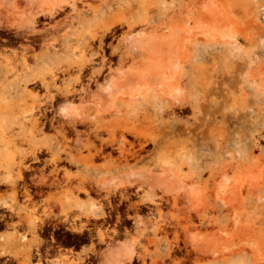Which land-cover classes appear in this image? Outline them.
Returning <instances> with one entry per match:
<instances>
[{"label":"rangeland","instance_id":"rangeland-1","mask_svg":"<svg viewBox=\"0 0 264 264\" xmlns=\"http://www.w3.org/2000/svg\"><path fill=\"white\" fill-rule=\"evenodd\" d=\"M39 158L41 195L14 194ZM6 176L0 237L27 240L1 260L63 226L101 264H264V0H0Z\"/></svg>","mask_w":264,"mask_h":264},{"label":"flooded vegetation","instance_id":"flooded-vegetation-1","mask_svg":"<svg viewBox=\"0 0 264 264\" xmlns=\"http://www.w3.org/2000/svg\"><path fill=\"white\" fill-rule=\"evenodd\" d=\"M45 158H39L37 161L32 160V163H39V165H27V168L24 169L23 175L24 179L27 185V188L29 190V197L35 198L36 196L41 195V193H35L34 192V186L35 184L33 181L30 183H27L26 180H30L33 176V174H36L37 171H40L41 169H44L46 171V174H48L49 171L52 170V166L50 163H45ZM65 168L63 165H56L55 169H63ZM28 173V174H27ZM49 184V183H46ZM51 184V183H50ZM21 187V185H20ZM22 188V187H21ZM21 190V189H20ZM23 191V188L22 190ZM48 191V190H47ZM45 193V192H43ZM23 195V194H19ZM26 196V195H25ZM28 198V197H27ZM35 200H37L35 198ZM12 214L13 212H9L7 214ZM117 215H113L112 217L109 215L110 220H112V224L115 225V222H119V219H117ZM126 218L122 217L121 220H124ZM8 223L15 222L13 220H9V218L6 219ZM4 224H1L0 229H2ZM5 228V226H4ZM40 231L44 232L45 235L40 237V241L31 243L30 245V257L26 262L28 264H54V262L61 257V255L67 254L68 256V263L69 264H101V262L98 260L99 257L96 255L93 256V253L90 252L86 255H84L83 248H90L91 246H95L98 244V241H82L80 239H67V235L69 234V231L67 227H53L50 230L41 229ZM68 252V253H67ZM9 255V254H5ZM11 256V255H10ZM2 257V256H1ZM0 257V264H19L17 257L11 256L10 258H6L4 260H1ZM140 258L137 257L135 254L130 258V260H125V264H139Z\"/></svg>","mask_w":264,"mask_h":264},{"label":"bare ground","instance_id":"bare-ground-1","mask_svg":"<svg viewBox=\"0 0 264 264\" xmlns=\"http://www.w3.org/2000/svg\"><path fill=\"white\" fill-rule=\"evenodd\" d=\"M198 25L196 24V27H197ZM201 26V25H200ZM202 27V26H201ZM200 27V28H201ZM167 38V37H166ZM150 40V39H149ZM149 40H147V41H149ZM146 41V42H147ZM142 43V45H140L141 47H142V49L144 50V49H146V52H147V50L150 52V50H149V43H150V41L148 42V43ZM149 45V46H148ZM151 46H152V44H151ZM158 47V46H157ZM154 49V48H153ZM152 49V50H153ZM145 51V50H144ZM154 51V50H153ZM156 52V51H155ZM152 54H154V53H151V55ZM157 54V53H156ZM150 55V56H151ZM148 56H149V54H148ZM152 56H155V55H152ZM158 57V56H157ZM161 58V57H160ZM155 59V58H154ZM153 59V60H154ZM161 61V60H160ZM146 63V62H145ZM156 63H155V61H154V65H155ZM163 65V64H162ZM145 68V67H144ZM147 68H145V69H142L141 71H139V72H136V73H133V74H131L132 76L130 77V78H128V79H126V81H125V83H127L128 84V86H127V88L130 90V91H135V90H137L138 88H139V84H141L142 82H146L145 84H149V83H153V82H158V83H161V82H163V74L164 73H162L161 71L162 70H160L161 68H158L157 67V65L155 66V67H150V69H149V71L150 72H148V70H146ZM151 70H152V72H151ZM150 73V74H149ZM121 78H123V77H121ZM125 79V78H124ZM118 83V82H117ZM121 83V82H120ZM126 84V85H127ZM111 85V84H110ZM116 85V84H115ZM124 86V85H123ZM147 86H149V85H147ZM110 89H111V87H110ZM114 91V90H113ZM111 93H112V91H110ZM115 92V91H114ZM136 92V91H135ZM135 92H133V93H135ZM132 93V94H133ZM110 97V96H109ZM65 112H66V110H65ZM68 112V111H67ZM78 113V112H77ZM76 113V114H77ZM67 115H68V113H66ZM75 114V113H74ZM72 116V115H71ZM68 117H70V116H68ZM71 118H73V117H71ZM74 120V119H73ZM78 120V119H77ZM143 141H147V139L146 138H144L143 139ZM142 141V142H143ZM142 142L139 140V145L141 146L142 145ZM125 144V142L124 141H122V143H121V145H119L118 146V149H119V151H120V158H123L125 161H127V157L128 156H131V155H133L134 153H135V151L134 152H132L130 149H128L127 147L125 148V147H123V145ZM127 144V143H126ZM128 146V145H127ZM118 159V158H117ZM23 173V172H22ZM7 177L8 176H6V177H2V178H0V185H3V184H9L10 182H11V179L10 178H8L7 179ZM139 177V176H138ZM141 177V176H140ZM22 178H24L23 177V175H22ZM24 182H25V179L23 180ZM23 182V183H24ZM139 182V181H138ZM50 183V182H49ZM45 185V184H44ZM52 185V184H51ZM36 186V189H39V190H41L42 189V185H40V183H39V185H35ZM47 186V185H46ZM130 186V185H129ZM23 188V191H21L22 190V188ZM21 187H19L21 190H18L17 191V188H16V186L15 185H13V184H11V189L13 190L12 192L15 194V193H17V192H19L20 194H23V195H27L28 194V189L26 188L27 187V185L26 184H22L21 185ZM44 188H45V186H43ZM144 187V186H143ZM7 188V187H6ZM8 189V188H7ZM100 189H102V190H104L107 194H111V193H114V189H113V187L111 186V185H107V186H100ZM98 190H99V186H98ZM101 193V192H100ZM22 197V196H21ZM5 205V207H7L6 206V204L5 203H2V205ZM2 207H4V206H2ZM3 213V212H2ZM88 214H85V217H86V219H87V221H88V219L89 218H95V215H96V212L93 210V211H89V212H87ZM104 213L102 212L101 213V215H103ZM6 216V215H5ZM9 217V216H8ZM37 221V220H36ZM8 223V222H7ZM46 223V222H45ZM93 224V223H92ZM21 225V224H20ZM100 225V224H99ZM82 226H84V224L82 225ZM70 228V227H69ZM86 228V227H85ZM86 230V229H85ZM88 230V229H87ZM12 231V230H11ZM101 235H103L102 234V231H101ZM100 237H103V236H100ZM27 240V237H26V235H25V233H22V234H20V235H16L15 233H13V232H7L5 235H3L2 237H0V245L2 246L1 248H0V255H2V254H4L5 253V251H6V248L7 247H12V246H20V248H19V250H21L22 251V253H23V255H25L26 254V252L23 250V247H22V243H25V241ZM19 242H21V243H19ZM13 256H15V255H13Z\"/></svg>","mask_w":264,"mask_h":264}]
</instances>
